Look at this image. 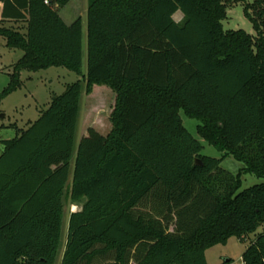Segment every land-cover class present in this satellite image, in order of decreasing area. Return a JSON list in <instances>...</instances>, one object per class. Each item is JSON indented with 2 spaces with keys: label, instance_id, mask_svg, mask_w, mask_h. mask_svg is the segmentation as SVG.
Here are the masks:
<instances>
[{
  "label": "trees",
  "instance_id": "16d2710c",
  "mask_svg": "<svg viewBox=\"0 0 264 264\" xmlns=\"http://www.w3.org/2000/svg\"><path fill=\"white\" fill-rule=\"evenodd\" d=\"M70 1L0 0V39L24 52L0 105L24 70L83 77L0 139V264H56L67 200L81 209L60 264H208V249L251 235L243 264H264V181L241 189L243 174L264 179V0L245 7L256 36L223 28L241 0H89L86 74L82 19L59 13ZM96 85L116 94L112 127L89 129L75 152ZM181 110L222 158L202 154Z\"/></svg>",
  "mask_w": 264,
  "mask_h": 264
},
{
  "label": "rangeland",
  "instance_id": "374dc122",
  "mask_svg": "<svg viewBox=\"0 0 264 264\" xmlns=\"http://www.w3.org/2000/svg\"><path fill=\"white\" fill-rule=\"evenodd\" d=\"M253 2L254 0H241L230 4L227 8V17L222 21L224 30H243L251 36H256L257 32L254 24L245 13L247 4H252ZM88 6L89 0H71L59 12L68 24L78 18L82 19V70L84 74H86L88 68ZM176 14L174 19L177 22H181L183 14L181 12H177ZM20 26H22L24 31L25 25L22 24ZM23 55L24 52L22 50L10 48L0 39V92L10 83V74L14 72V66ZM82 78L81 75L65 67H51L39 71H22L21 87L6 97L0 105V127H3L0 131V139H11L15 137L18 130L27 129L30 124L40 117L43 111L48 109L54 96L64 93L68 85ZM115 96L116 94L107 86L96 85L91 95L86 94L83 90L81 111L75 136V152L78 149L80 141L89 135V129L93 128L104 136L110 132L112 127L110 113L114 106ZM3 114L4 117L1 118ZM180 115L185 127L202 143V154L214 158H222L223 153L220 150L199 136L197 127L200 121L188 117L183 110L180 111ZM242 166V163L236 161L233 157H227L221 162L222 168L233 173H237ZM73 171L74 164L69 184L72 182ZM242 179V190L264 181V179H260L251 173L243 174ZM80 209V204L72 203L69 200L66 201L62 243L56 264H60L65 250L70 214ZM255 237V235H251L245 241L231 237L227 244L216 245L208 249L206 251L207 263L221 264L225 260L232 259L234 261L233 264H242L243 253Z\"/></svg>",
  "mask_w": 264,
  "mask_h": 264
},
{
  "label": "water",
  "instance_id": "95a60500",
  "mask_svg": "<svg viewBox=\"0 0 264 264\" xmlns=\"http://www.w3.org/2000/svg\"><path fill=\"white\" fill-rule=\"evenodd\" d=\"M0 15H1V7H0ZM3 117H4V114L1 115V118H3ZM196 162H197L198 164H202V162L200 161V159H196Z\"/></svg>",
  "mask_w": 264,
  "mask_h": 264
},
{
  "label": "crops",
  "instance_id": "0c3cea01",
  "mask_svg": "<svg viewBox=\"0 0 264 264\" xmlns=\"http://www.w3.org/2000/svg\"><path fill=\"white\" fill-rule=\"evenodd\" d=\"M242 264H243V262H242Z\"/></svg>",
  "mask_w": 264,
  "mask_h": 264
},
{
  "label": "bare ground",
  "instance_id": "6f19581e",
  "mask_svg": "<svg viewBox=\"0 0 264 264\" xmlns=\"http://www.w3.org/2000/svg\"><path fill=\"white\" fill-rule=\"evenodd\" d=\"M177 15V14H176Z\"/></svg>",
  "mask_w": 264,
  "mask_h": 264
}]
</instances>
